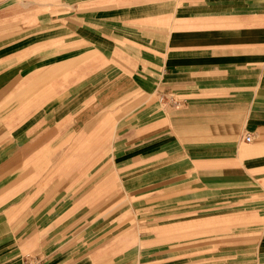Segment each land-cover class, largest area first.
I'll return each instance as SVG.
<instances>
[{
	"label": "crops",
	"instance_id": "obj_1",
	"mask_svg": "<svg viewBox=\"0 0 264 264\" xmlns=\"http://www.w3.org/2000/svg\"><path fill=\"white\" fill-rule=\"evenodd\" d=\"M0 264H264V0H0Z\"/></svg>",
	"mask_w": 264,
	"mask_h": 264
},
{
	"label": "rangeland",
	"instance_id": "obj_2",
	"mask_svg": "<svg viewBox=\"0 0 264 264\" xmlns=\"http://www.w3.org/2000/svg\"><path fill=\"white\" fill-rule=\"evenodd\" d=\"M148 97H149V95L148 96H146V95L142 96L141 93H134V94L129 96V99H127V101H124V99H122V101H118L120 103L117 104L115 112L117 115H120L122 113H124V114L130 113L132 111L134 112L137 109V107H139L140 103L146 101V99ZM248 146H250V145H248ZM107 171L108 170L100 171L101 173H99L98 170H92V169H85V170L71 169V170H68L67 172L70 174V181L72 183H74V184H70V187L77 188V185H78L77 183L78 182L83 183V180H84V182H87V181L95 179V178L97 181H98V178H100V179L103 177L107 178L108 177ZM98 173L100 174V177H99ZM101 181H103V180L101 179ZM118 184H119V182L117 179L116 185H118ZM109 185H110L109 183L104 184L101 187V190L95 191L94 193L92 191L94 189V187L85 186L86 193L88 192L91 194L90 195L91 200L89 202H86L84 206L91 207V209H88V210H90V213H92L93 216L97 212H100L102 218H104V215L108 212L109 208L111 206H113V203H110L109 201H106V200L96 201V195L99 198H107L108 197V194H109L108 190L110 188ZM80 204H83V203H80ZM117 204H119V203H117ZM123 204H121V206ZM82 207L83 206H81V208ZM74 224H76V223H74Z\"/></svg>",
	"mask_w": 264,
	"mask_h": 264
},
{
	"label": "built area",
	"instance_id": "obj_3",
	"mask_svg": "<svg viewBox=\"0 0 264 264\" xmlns=\"http://www.w3.org/2000/svg\"><path fill=\"white\" fill-rule=\"evenodd\" d=\"M244 140L246 142H251L252 141V134H246Z\"/></svg>",
	"mask_w": 264,
	"mask_h": 264
}]
</instances>
